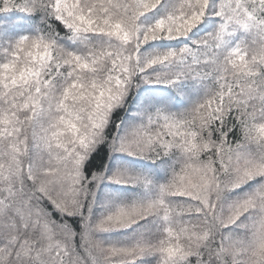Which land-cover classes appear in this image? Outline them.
<instances>
[{
	"label": "snow or ice",
	"instance_id": "snow-or-ice-1",
	"mask_svg": "<svg viewBox=\"0 0 264 264\" xmlns=\"http://www.w3.org/2000/svg\"><path fill=\"white\" fill-rule=\"evenodd\" d=\"M160 4L0 0V41H9L0 62V264H264V0H222L218 30L195 48L145 61L143 45L186 38L214 10L210 0H181L142 27ZM15 12L39 14L47 32L20 34ZM168 64L181 70L155 82L210 80L206 98L184 112L146 115L113 147L151 160L177 156L179 167L154 199L93 223L85 164L136 76ZM111 180L150 183L127 173ZM253 182L260 186L224 210L227 194ZM73 217H81L79 231ZM149 218L157 233L130 247L96 238Z\"/></svg>",
	"mask_w": 264,
	"mask_h": 264
},
{
	"label": "trees",
	"instance_id": "trees-1",
	"mask_svg": "<svg viewBox=\"0 0 264 264\" xmlns=\"http://www.w3.org/2000/svg\"><path fill=\"white\" fill-rule=\"evenodd\" d=\"M180 2L181 0H161L157 9L141 18V26L144 28L153 26L159 19L166 18L175 11ZM221 2L222 0H210V5H214V10L210 11L204 22L189 33L186 38L160 39L143 45L140 52L144 60L147 61L156 55L171 50H179L184 47L195 48L201 39L218 30L222 21L216 15V11H218ZM11 15L22 18L20 19L21 28L18 30L20 34L37 35L46 33L48 30V26L42 23V17L39 14L26 16L23 13L15 12ZM54 28L60 32L61 36L66 32L62 25L54 24ZM8 42L7 40L0 41V62L4 58L2 50L6 48ZM93 42L105 43L99 38H94ZM63 43L69 48L78 46L72 41L66 40ZM229 43H238V41H230ZM180 70L181 66L175 64L155 65L146 68L143 73L136 76L134 86L131 88L124 106L113 112L111 121L105 129L106 139L95 148L85 164V175L91 181L88 188L93 196H90L85 202L84 211L93 223H98L105 215L119 207H128L143 203V200L154 199L158 194L159 185L168 182L173 171L178 169L177 156L162 157L156 160L145 159L115 150L113 142L122 139L133 127L138 126L148 114L157 110L170 113L184 112L206 98L212 86L210 80L183 79L177 85L155 82L158 78L161 81L166 80ZM146 79L153 82L145 83ZM230 138L233 142L237 141L238 133L231 134ZM117 173L141 177L150 183L117 184L111 180ZM93 176L101 179L99 181L93 180ZM259 186L253 182L227 194L223 201L224 210H227L236 200L248 195ZM54 215L57 219L59 218V214L54 213ZM246 219L247 217H241L242 221ZM69 223L79 231L81 217L69 218ZM158 229L159 222L155 218H149L128 229L97 232L96 238L104 241L106 245L130 247L141 239L153 236ZM228 231L230 229H225V232Z\"/></svg>",
	"mask_w": 264,
	"mask_h": 264
},
{
	"label": "rangeland",
	"instance_id": "rangeland-1",
	"mask_svg": "<svg viewBox=\"0 0 264 264\" xmlns=\"http://www.w3.org/2000/svg\"><path fill=\"white\" fill-rule=\"evenodd\" d=\"M144 202H147V200H143ZM112 204H114V203H112ZM128 229V228H127ZM121 241H123V240H121Z\"/></svg>",
	"mask_w": 264,
	"mask_h": 264
}]
</instances>
